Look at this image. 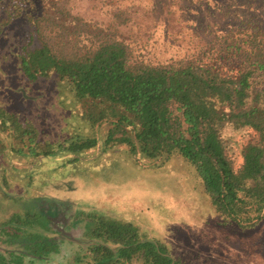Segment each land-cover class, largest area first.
Returning a JSON list of instances; mask_svg holds the SVG:
<instances>
[{
	"label": "rangeland",
	"instance_id": "1",
	"mask_svg": "<svg viewBox=\"0 0 264 264\" xmlns=\"http://www.w3.org/2000/svg\"><path fill=\"white\" fill-rule=\"evenodd\" d=\"M65 4L92 26L116 25L131 60L144 64H177L210 38L208 29L202 32L209 23L202 7L198 14L188 13L190 20L181 13L186 0ZM171 6L174 10L167 12ZM118 7L127 8L130 16L122 25L114 24ZM196 18H201L199 25ZM21 21L0 32V106L17 114L18 131L32 130L39 149L37 155L18 152L22 143L0 137V263L39 264V254L30 252L41 253V243L48 246L44 257L50 258L52 250L79 247L85 232L103 219L127 225L137 240L154 241L184 264H264V211L252 226L229 220L216 211L185 158L149 156L134 130L117 116L97 114L99 107L90 111L56 80L23 77L13 57L23 33ZM122 135L130 138L122 140ZM222 137L234 167L241 164L243 146L258 138L230 125ZM87 140L93 145L71 146ZM45 149L52 151L44 154Z\"/></svg>",
	"mask_w": 264,
	"mask_h": 264
},
{
	"label": "trees",
	"instance_id": "2",
	"mask_svg": "<svg viewBox=\"0 0 264 264\" xmlns=\"http://www.w3.org/2000/svg\"><path fill=\"white\" fill-rule=\"evenodd\" d=\"M186 2L180 10L187 20L204 9L209 23L202 32L208 29L210 38L177 64L132 61L116 25L92 26L72 14L66 0H0V32L21 19L23 33L13 57L23 77L56 80L90 111L99 107L97 114L117 116L149 156H182L197 171L216 211L252 226L264 211V0ZM113 19L117 25L128 22L127 8H116ZM226 125L258 137L243 146L238 167L224 144ZM18 128L17 114L0 106V137L22 143L18 152L37 155L32 130ZM91 145V140L71 143ZM84 237L79 247L52 250L51 258L44 257L45 243L41 253H30L39 254V264H184L154 241L137 240L127 225L99 219Z\"/></svg>",
	"mask_w": 264,
	"mask_h": 264
}]
</instances>
